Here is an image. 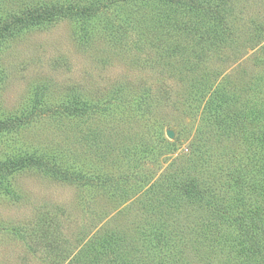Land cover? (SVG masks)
Wrapping results in <instances>:
<instances>
[{
  "label": "rangeland",
  "instance_id": "1",
  "mask_svg": "<svg viewBox=\"0 0 264 264\" xmlns=\"http://www.w3.org/2000/svg\"><path fill=\"white\" fill-rule=\"evenodd\" d=\"M89 1L0 0V24ZM202 1L207 10L111 1L112 28H103L106 17L86 28L78 18H56L19 24L0 41V121L12 125L0 129V264H109L117 255L124 264H171L172 253L157 244L162 231L191 240L182 264L229 263L221 247L242 245L228 220L231 199L250 191L234 189L230 176L232 155L247 156L236 133L264 125V0ZM75 102L88 107L85 115L62 114ZM159 130L173 145L169 158L151 162ZM184 155H193L189 169ZM22 157L62 163L78 178L39 164L11 172ZM175 162L181 166L171 168ZM169 168L175 200L152 192L169 191ZM111 176L116 189L103 185ZM192 182L195 198L181 195ZM245 193L264 217L263 194Z\"/></svg>",
  "mask_w": 264,
  "mask_h": 264
},
{
  "label": "trees",
  "instance_id": "2",
  "mask_svg": "<svg viewBox=\"0 0 264 264\" xmlns=\"http://www.w3.org/2000/svg\"><path fill=\"white\" fill-rule=\"evenodd\" d=\"M118 2L122 0H96V1H89L88 3H83L82 5H66L64 3H57L53 4L50 8H45V9H37L33 11H29L27 14H23L21 16H17L14 21H9L8 23L6 22V25H1L0 24V41L5 38L6 35L9 33H15L16 28L19 24H24L25 26L29 25H36V24H41L45 22L46 20H54L58 18H71V19H80L82 22L84 28L90 25V22L93 18H105L106 17V26L103 27L104 29L110 27L108 25L111 20H109V16L106 9L108 10V3L109 2ZM128 1V0H124ZM133 1H138V0H133ZM174 3H182V2H188V7L197 9L199 6L201 7L200 10H207V1H196V0H169ZM105 11L103 14L101 12ZM107 13V14H106ZM112 28V27H110ZM114 30V28H113ZM221 89L216 88V91ZM215 91V90H214ZM215 93V92H214ZM219 96V91L217 94H212L210 100V106H212V109L214 106L218 104L217 97ZM87 106L81 105L78 102L75 103H70L64 106V110L62 114L66 116H83L87 113L88 109ZM90 110V108H89ZM257 111V110H256ZM221 116V115H220ZM260 116V111L258 110L257 115L255 116V120L257 117ZM254 120V121H255ZM114 121V120H112ZM240 122H244V120H240ZM12 126L9 122L7 121H0V129L3 128V126ZM263 128V129H261ZM162 130H159L156 134V137L159 141L160 148L159 147H149V153H150V159L149 161L152 162L156 158H160L162 156H166L169 158V148L173 145L171 141H169L165 136H162ZM235 134V133H234ZM236 135L241 139V143L245 144L247 156L246 162L245 158H240L237 154L232 155L234 156L233 162L235 165H232L230 169V176L232 177L233 182V188H240L241 185H246L245 188H249L250 191L246 192L248 193H255V192H261L260 194H263L264 196V125L262 123H259L258 128H256L253 125V128L250 131H245L242 132V135H239L236 133ZM195 156V155H194ZM165 157V158H166ZM185 158L184 164L186 167L185 169H189V163L193 161V155L190 156L189 158L186 157V155L182 156V160ZM251 158V159H250ZM250 159V160H248ZM12 166V171H17L21 170L26 167H30L33 164H39L38 166L40 167H49L51 166V163L49 162H41L40 160L36 159L35 157H22L17 160H13ZM249 162H252V165L249 164ZM148 163V162H147ZM63 165L62 163H60ZM176 164L178 163H173L171 164V168H173ZM233 164V163H232ZM57 166L53 167L51 166V169L55 174L60 176L61 178L64 177L66 179L71 178L72 180H77L76 174L78 172L72 171L69 167L66 168L65 170L62 169L63 166ZM181 165L178 164V167ZM8 167V164H6V168ZM252 169L251 171L249 169ZM0 170H3V168L0 167ZM189 171V170H188ZM188 171H186L188 173ZM185 173V172H183ZM71 175V177H69ZM167 176L166 178L168 179V182L165 186L169 187V191L167 189L161 190L160 185H157V187L154 186L152 189V192L155 194H158L159 192H167L168 193V198H173V200L177 199V192L175 191V187H173V182L170 178L174 175L173 172H170V168L168 169V172H166L163 176ZM69 177V178H68ZM82 178V176H80ZM89 180V179H88ZM94 179H91V181ZM100 186L101 184L98 183ZM103 185L106 187V185H109L113 187L114 189L118 188L120 185V181L117 179V177L111 176L109 180L106 182L103 180ZM196 183L193 185V182L190 185L185 186V192L184 194L181 193V195H186L189 196V198H195L194 194L196 189ZM245 191H238V195L235 197L236 199H231V207L230 212L228 214V220L231 225H234L237 228V231L241 234V241L242 245L237 247H231V249L227 252L224 250V247H221V253H227L229 255V263L228 264H264V227H261L260 225H264V217L259 214L257 209L254 207L249 206L246 193ZM176 192V193H174ZM203 195H205V192H202ZM200 194V195H202ZM171 195V196H169ZM176 195V196H175ZM200 195H196V198ZM157 196V195H156ZM175 196V197H174ZM183 196V197H184ZM167 198V197H166ZM251 198V197H249ZM146 201L151 204L154 203L155 198L151 195L149 199H146ZM158 207L159 203L157 204ZM156 205V206H157ZM212 205V203H211ZM155 206V207H156ZM160 212L161 209H160ZM173 231H170L169 233L167 231H162L160 233L164 234V238L160 234H157L158 237L156 239L159 240L157 244L161 245L164 244L163 246L168 249L173 255V259L169 260L171 264H182L184 261V256H182L180 253L184 252L185 247L190 246L191 240L186 241L185 243H180L179 238L177 237L175 240V236L172 235ZM200 234H204L203 232H200ZM195 237L199 236L197 233L194 234ZM160 238L162 240H160ZM49 239V238H48ZM206 239L211 242V239L206 237ZM111 240V239H110ZM115 240V239H114ZM116 241V240H115ZM183 241V240H180ZM57 242V241H55ZM108 244V245H107ZM106 244L105 250H108L109 253H113L115 250V244L113 241H109V243ZM156 244V245H157ZM50 248H53V245H49ZM117 246V245H116ZM228 246V245H227ZM233 246V245H232ZM230 247V246H228ZM61 254V252H60ZM60 256V255H59ZM118 256V255H117ZM113 257L110 256L112 259L109 261V264H124L127 262L125 259L122 260L121 262L119 261V257ZM201 257L203 255L201 254ZM209 257H212V255ZM96 258V257H94ZM208 258V257H206ZM97 260V259H96ZM167 259H165L164 262H168ZM99 261V260H98ZM54 262H58L56 259ZM95 263V262H93ZM97 264H99L97 262ZM101 264V263H100ZM223 264H227L226 261Z\"/></svg>",
  "mask_w": 264,
  "mask_h": 264
},
{
  "label": "water",
  "instance_id": "3",
  "mask_svg": "<svg viewBox=\"0 0 264 264\" xmlns=\"http://www.w3.org/2000/svg\"><path fill=\"white\" fill-rule=\"evenodd\" d=\"M167 136H168V138H169V139H173V138H174V136H175V134H174V132H173V131H171V130H168V131H167Z\"/></svg>",
  "mask_w": 264,
  "mask_h": 264
}]
</instances>
